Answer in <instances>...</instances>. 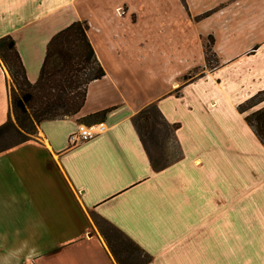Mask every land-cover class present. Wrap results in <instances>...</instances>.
<instances>
[{
	"label": "crops",
	"instance_id": "0c3cea01",
	"mask_svg": "<svg viewBox=\"0 0 264 264\" xmlns=\"http://www.w3.org/2000/svg\"><path fill=\"white\" fill-rule=\"evenodd\" d=\"M77 20L105 73L76 115L0 151V264H118L89 212L146 264H264V143L237 109L264 88V0H0V37L14 39L31 82L50 38ZM7 78L0 65V125ZM149 103L178 124L166 146L178 155L162 169L132 122ZM103 109L102 131L69 146Z\"/></svg>",
	"mask_w": 264,
	"mask_h": 264
},
{
	"label": "trees",
	"instance_id": "16d2710c",
	"mask_svg": "<svg viewBox=\"0 0 264 264\" xmlns=\"http://www.w3.org/2000/svg\"><path fill=\"white\" fill-rule=\"evenodd\" d=\"M86 20H77L56 32L48 41L45 55L35 82L28 80L15 41L10 35L0 37V62L6 68L10 114L0 125V151L32 138L41 121L74 116L82 107L88 84L104 75L94 48L87 36ZM213 38L208 37L205 55L214 57ZM264 101V88L238 104L244 120L256 137L264 143V106L252 110ZM109 109H103L81 118V122H102ZM132 122L148 153L154 169H162L173 159L168 157L166 143L174 139L177 123H169L156 103H149L139 110ZM17 134V140H6L7 135ZM94 214V213H92ZM96 215V214H94ZM100 218L98 215H96ZM107 228L100 230L108 250L118 264H146L151 256L128 236L108 221L100 218ZM118 241L123 253L113 249L107 231Z\"/></svg>",
	"mask_w": 264,
	"mask_h": 264
},
{
	"label": "rangeland",
	"instance_id": "374dc122",
	"mask_svg": "<svg viewBox=\"0 0 264 264\" xmlns=\"http://www.w3.org/2000/svg\"><path fill=\"white\" fill-rule=\"evenodd\" d=\"M209 37V36H208ZM208 37L206 38V39H204V54H205V51H206V48H207V45H208ZM204 59H205V65L207 66V67H211V66H213V65H215L216 63H217V59L215 58V57H212V58H210L209 57V55L207 56V55H205L204 56ZM0 65H2V66H4L1 62H0ZM5 68V67H4ZM6 69V68H5ZM202 72V69L199 67V68H196V69H194V70H190V72L188 73V75H185L184 76V78L182 77L181 79H182V81L183 80H186V79H188V78H193V77H196V76H198L200 73ZM8 78H9V76H8ZM18 138H17V134H15V133H13V132H10L8 135H7V137H6V140H9L10 142H13V141H16ZM172 141L171 140H168L167 141V143H166V146L167 147H171L170 149L172 150V143H171ZM169 149V150H170ZM89 215H90V217H91V219H92V222H93V224H94V230L96 231L95 233H98V235H100V237L105 241V239H104V237L102 236V233H101V231L100 230H102L103 231V229H106L107 228V226H106V224H104L101 220H100V218H98L96 215H94V214H92V213H90L89 212ZM107 231V235H109L110 237V241H111V244L113 245V249L115 250V251H117L118 253V255L121 257V256H123V253H122V251L120 250V246H118V241H116V238L115 237H113L112 235H111V233L110 232H108V230H106Z\"/></svg>",
	"mask_w": 264,
	"mask_h": 264
},
{
	"label": "built area",
	"instance_id": "2783aa9c",
	"mask_svg": "<svg viewBox=\"0 0 264 264\" xmlns=\"http://www.w3.org/2000/svg\"><path fill=\"white\" fill-rule=\"evenodd\" d=\"M102 129L103 125L101 123L90 125L80 123L78 124L77 129L69 134L68 145L75 146L86 142L98 135L102 131Z\"/></svg>",
	"mask_w": 264,
	"mask_h": 264
}]
</instances>
